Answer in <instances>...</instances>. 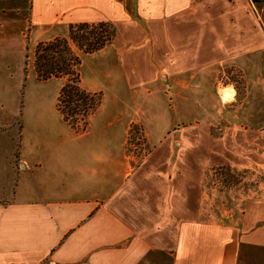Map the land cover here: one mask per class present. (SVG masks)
<instances>
[{"label":"crops","instance_id":"0c3cea01","mask_svg":"<svg viewBox=\"0 0 264 264\" xmlns=\"http://www.w3.org/2000/svg\"><path fill=\"white\" fill-rule=\"evenodd\" d=\"M219 1L0 0V49L16 63L6 75L22 73L26 45L70 24L115 30L80 58L81 88L101 95L83 132L55 101L24 105L15 170L0 135V264H264V181L235 215L203 209L208 165L264 170V28L247 21L262 5ZM231 61L238 102L218 82L217 64ZM135 123L151 145L138 161L127 152Z\"/></svg>","mask_w":264,"mask_h":264},{"label":"rangeland","instance_id":"374dc122","mask_svg":"<svg viewBox=\"0 0 264 264\" xmlns=\"http://www.w3.org/2000/svg\"><path fill=\"white\" fill-rule=\"evenodd\" d=\"M192 2L196 5L200 4L207 6L206 0H192ZM219 3L220 1L217 0L216 4L218 5ZM260 5L262 6L258 9L262 8V10H257L255 7L247 10V21H255L256 17L259 16L258 20L262 22L264 28V3H260L259 6ZM241 15L243 16V14ZM215 20H230L234 22L235 16L232 15L230 17L225 14L222 16L217 13ZM23 31V34L28 32V30ZM14 32L15 30H4V37H12L15 34ZM250 34L253 35V32ZM26 36L28 37L29 33L26 34ZM35 45H26L23 70L19 76L11 66L9 69V75H6L5 65L7 63L8 65H15L16 63L14 64V60H12L14 55L10 53L11 51L3 52L0 49V135L6 136L5 143H8V140L10 139L12 149L10 148L9 154L7 155L8 157H11V160L9 159V165H11V168L14 170L17 168L18 163L16 157V144L22 128L21 111L23 106L27 105V107H30L31 104L36 102H42L46 106L52 105L53 101H55L56 104V98L60 90V88L58 89V83L56 80L50 79L45 81L37 78L33 66ZM70 46L76 55L80 58L81 56L83 57V54L85 53H82L71 42ZM216 68L220 70L218 75V78H221L220 81H218L219 84L221 83L223 86L229 84L230 87L234 88L236 91L235 102L241 100L244 92V80L242 71L237 63L231 61L222 65L217 64ZM12 70L13 73L10 74ZM27 75L30 77L29 79H27ZM32 77L34 79H32ZM64 82L65 78L63 77L61 78V86ZM221 85L220 87H222ZM167 99L169 104H172L175 95L169 93ZM226 108L230 109L228 107ZM86 123L87 117L85 118V123L77 118L72 127L75 132H83ZM222 127L223 124L221 123L213 124L211 125V132L213 134H218ZM0 143L2 145V142ZM2 148H4L3 145ZM150 150L151 145L147 142L142 126L139 123L131 124L128 130L127 152L138 161L141 157L148 154ZM5 153L6 151L3 154ZM256 181H264V170L208 165L204 178L205 199L203 209L217 216V219L224 218L225 214L235 215L240 209L241 201L247 195L252 194L253 186Z\"/></svg>","mask_w":264,"mask_h":264},{"label":"trees","instance_id":"16d2710c","mask_svg":"<svg viewBox=\"0 0 264 264\" xmlns=\"http://www.w3.org/2000/svg\"><path fill=\"white\" fill-rule=\"evenodd\" d=\"M114 35V27L108 22L77 23L68 26L66 36H57L35 45L33 66L37 78H65L56 98V107L71 126L77 118L85 123V118L98 106L100 94L81 88L78 71L80 57L72 51L70 42L82 53H91L109 43Z\"/></svg>","mask_w":264,"mask_h":264},{"label":"bare ground","instance_id":"6f19581e","mask_svg":"<svg viewBox=\"0 0 264 264\" xmlns=\"http://www.w3.org/2000/svg\"><path fill=\"white\" fill-rule=\"evenodd\" d=\"M220 92H221V94H222V97L223 98H228L229 97V93H230V91L228 90V89H222V90H220Z\"/></svg>","mask_w":264,"mask_h":264}]
</instances>
